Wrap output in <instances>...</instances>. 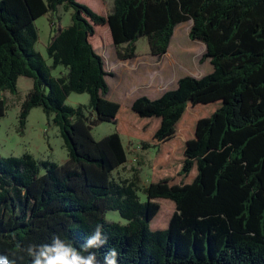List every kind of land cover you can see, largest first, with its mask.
<instances>
[{"label":"trees","instance_id":"1","mask_svg":"<svg viewBox=\"0 0 264 264\" xmlns=\"http://www.w3.org/2000/svg\"><path fill=\"white\" fill-rule=\"evenodd\" d=\"M60 6L73 9L72 23L59 18L54 29ZM44 15L54 30L51 63L36 46ZM190 20L212 72L182 76L161 96L126 106L108 98L113 73L93 43L99 26L109 27L126 60L137 57L142 38L151 54H165ZM22 77L32 80L22 131L41 107L69 159L0 155V254L31 264L21 251L29 244L59 235L79 248L102 224L101 264L109 247L118 264H264V0H114L108 15L80 0H0V117L8 110L2 92L18 95ZM73 92L89 93V104H68ZM102 121L116 131L96 139L92 127ZM124 136L156 148L145 201L136 180L114 175L128 160ZM108 210L125 222L109 221Z\"/></svg>","mask_w":264,"mask_h":264},{"label":"rangeland","instance_id":"2","mask_svg":"<svg viewBox=\"0 0 264 264\" xmlns=\"http://www.w3.org/2000/svg\"><path fill=\"white\" fill-rule=\"evenodd\" d=\"M92 1L96 6L101 4L98 0ZM90 3L87 4L100 12L96 6ZM105 4L114 8V0H105ZM72 14L73 9L65 10L63 6H60L56 15V22L60 18L63 26H69L72 23ZM191 22L190 20L181 23L180 25L185 23L187 25L180 27L175 38L173 39L172 37L171 48L169 47L168 50L176 58V62L173 61V63L170 61L173 58L165 56L168 51L163 55H151L146 38L140 39L137 43L139 57L121 60L117 56L109 27L107 25L99 26L96 35L93 37V43L96 49L102 53L108 72L113 73L107 76L111 89L108 98L121 102L126 106L132 104L133 100L141 95L155 97L162 91L176 87L178 80L182 76H203L212 72L214 66L211 60L201 61L203 54L207 50L206 44L190 38V29L193 24ZM36 25L40 36L36 45L37 49L51 63L46 46L54 30H52L48 15L37 19ZM54 27V29L58 28V22L55 23ZM186 43L190 46H202V48L198 54H188L181 50ZM188 68H192V70L188 71ZM63 69L62 66L55 69L53 71L54 75H59ZM31 87L32 80L22 77L19 81L18 95H13L9 91L3 92L8 102V110L5 116L0 117V155L21 157L26 152H29L39 161L51 160L63 164L69 159V155L59 127L54 121H48L41 107H36L31 111L24 131L21 129V104ZM89 102V93L73 92L67 100V103L73 106L88 105ZM115 131L116 125L109 121H102L92 127V133L96 139H101ZM123 139L128 152V160L115 171L114 175L117 179L136 180L141 189L139 191L141 200L145 201L147 200V195L144 193L143 188L150 181L151 165L156 148L150 147L146 149L137 140H132L126 136ZM173 209L171 208V210ZM106 217L109 221L125 222L118 210H108Z\"/></svg>","mask_w":264,"mask_h":264},{"label":"clouds","instance_id":"3","mask_svg":"<svg viewBox=\"0 0 264 264\" xmlns=\"http://www.w3.org/2000/svg\"><path fill=\"white\" fill-rule=\"evenodd\" d=\"M108 244L102 224H97L92 232L85 236L79 248L70 241L53 236L50 243L29 244L21 251L31 258V264H101L96 251ZM119 252L115 247H109L103 253L102 264H118ZM0 264H16L14 259L0 254Z\"/></svg>","mask_w":264,"mask_h":264},{"label":"crops","instance_id":"4","mask_svg":"<svg viewBox=\"0 0 264 264\" xmlns=\"http://www.w3.org/2000/svg\"><path fill=\"white\" fill-rule=\"evenodd\" d=\"M82 2H87V3H90L91 5H93V6H96L95 5V3L92 1V0H81ZM98 1H100L101 2V4H99V6H96L98 9H99V11H100V13H102V14H105V15H108L112 10H113V8L112 7H109V6H107L106 4H105V0H98ZM104 3V4H103ZM192 21V20H191ZM191 23H193V21L191 22ZM177 28V27H176ZM177 30L178 29H176V32H175V34L173 35L174 36V38H175V35H176V33H177ZM173 38V39H174ZM173 43V42H172ZM202 45H204V44H202ZM199 47V46H198ZM171 48V47H170ZM200 48V50H201V48H202V46H200L199 47ZM98 52H99V50H97ZM168 52H170L169 50H168ZM167 52V53H168ZM101 55H102V53L101 52H99ZM172 53V52H171ZM137 54H138V52H137ZM173 54V53H172ZM151 55H153V54H151ZM103 56V55H102ZM165 56H166V54H165ZM137 57H139L138 55H137ZM173 57L175 58V56L173 55ZM122 60V59H121ZM207 60V59H206ZM106 70H107V68H106ZM108 71V70H107ZM206 73V72H205ZM196 77H201V76H196ZM31 89V88H30ZM165 91H162V92H160V94H158L157 96H155V97H152L151 96V98H156V97H159V96H161L163 93H164ZM3 93V92H2ZM4 94V93H3ZM5 95V94H4ZM150 97V96H149ZM135 100V99H134ZM133 100V101H134ZM123 142H124V139H123ZM125 145V144H124ZM126 147V146H125ZM127 149V148H126ZM122 167V166H121Z\"/></svg>","mask_w":264,"mask_h":264}]
</instances>
